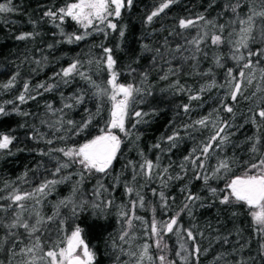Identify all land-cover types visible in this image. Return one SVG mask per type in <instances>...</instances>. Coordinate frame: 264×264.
Wrapping results in <instances>:
<instances>
[{"label":"trees","instance_id":"obj_1","mask_svg":"<svg viewBox=\"0 0 264 264\" xmlns=\"http://www.w3.org/2000/svg\"><path fill=\"white\" fill-rule=\"evenodd\" d=\"M70 2L11 0L14 11L0 13V108L4 109L0 135L13 138L7 149H0V264H24L27 259L21 249L31 246L32 239L21 227H7L20 211L8 197L25 193L34 195L22 201L23 218L32 224L36 213L43 217L36 235L45 246L79 226L95 253V264H137L144 244L150 245L153 259L143 264H160V255L166 257L165 264H264V232L258 230L249 209L219 202L228 180L264 158V121L254 117L264 108V57H251L252 69L242 67L249 50L264 49V18L254 17L248 49L240 50L245 60L231 58L239 21L251 15V9L258 11L260 0H175L151 22L147 17L163 0H133L118 18H111L115 30L105 25L99 26L104 32L89 28V35L72 43L68 37L82 35L84 29L71 18L61 22L45 15ZM4 3L8 0H0ZM200 16L205 19L195 26H179L181 19ZM23 34L31 36L17 39ZM213 35H221L224 43L212 45ZM193 40H201L198 47ZM103 48L112 49L117 82L140 89L129 101L125 120L129 135L117 131L122 144L107 174L84 172L58 151L98 135L110 118V102L97 96L91 83L108 87L110 72ZM75 61L90 80L77 74L58 75ZM229 69L237 79L241 70L245 72L242 95L236 101L229 95L235 83ZM78 97L83 98L79 103ZM225 104L232 113L224 110ZM137 111L140 117L134 115ZM205 117L207 126L196 123ZM89 120L87 128L79 131ZM221 121L230 125L225 128L229 139L223 144L217 141L205 156L201 149ZM169 136L175 138L169 141ZM225 159L231 171L213 177V170ZM145 160L157 165L150 178L140 170ZM65 163L67 168L60 167ZM203 175L209 176L207 182L196 178ZM48 181L57 183L44 193L35 191ZM211 188L218 190L216 196ZM189 193L200 199L186 201ZM107 201L112 203L105 207ZM95 204L100 207L94 208ZM174 216L177 226L164 232L165 223ZM153 222L159 236L152 232ZM157 240L160 248L155 246ZM196 247L199 253H194Z\"/></svg>","mask_w":264,"mask_h":264},{"label":"snow or ice","instance_id":"obj_2","mask_svg":"<svg viewBox=\"0 0 264 264\" xmlns=\"http://www.w3.org/2000/svg\"><path fill=\"white\" fill-rule=\"evenodd\" d=\"M175 0H163L160 6L153 11L148 17L147 20L151 22L154 17L158 16L166 8H168ZM133 3V0H72L65 7L58 9L57 12L49 10L45 15L51 17L53 20L59 19L61 22L65 20L66 17L71 18L84 29V34L82 35H70L68 37V42L72 43L73 41H80L84 39L88 33L89 28H93L95 31L104 32V28H100V25H105L107 29L115 30L117 25L112 22V17H119L121 15V10L125 7H130ZM11 0H8V3L0 4V13H10L14 11V8L10 6ZM236 11L235 7L232 9ZM251 15H248L246 19L239 21L241 28L239 30L238 36L239 39L234 42V52L232 59L237 61L245 60V56L241 53V49H248V42L251 37L254 26V17L264 18V0H260V9L257 11L255 8L251 9ZM203 16L193 19H181L179 21V26L181 28H189L195 26L198 20H204ZM209 23H211L209 21ZM107 34V33H105ZM120 35L123 36L124 32L121 31ZM204 35H207L205 33ZM31 34H23L17 37V39L24 40L28 39ZM201 40H193V43L199 45ZM224 43V40L221 35H213L211 37V44L219 46ZM105 53L104 63L106 69L110 72V78L107 80L108 87L100 88L99 85H96L94 81L91 83L96 87V95L99 97H104L110 102V118L107 121L105 127L100 129L98 135L87 140L85 143L79 144L78 146L68 147L67 150L64 148L58 149L63 156L67 157L68 160L73 164H78L84 172L87 173H100L107 174L112 168L114 161L117 159L118 153L120 152L122 140L117 134L123 133L125 136H128V130L125 127V120L128 115L129 101L133 97L134 93H138L140 89L136 88L132 84L125 85L123 83H118V73L114 70V65L116 61L112 56L111 48H103ZM248 60L243 64V68L252 69L253 64L251 57H264V49L258 51L247 52ZM218 64L219 60L216 61ZM79 61L71 63L67 68L62 69L61 73L63 77H69L73 74H77L83 77L86 80L91 78L86 76L83 72L79 71L78 65ZM259 63V61H257ZM264 73V69H261ZM229 76H231L232 81H235L232 90L230 92V98L232 101H236L238 95H242L241 87L242 82L245 77V72L241 70L239 72V78L232 76V69L228 70ZM264 78V76H262ZM15 79V77H13ZM251 84V79L247 81ZM11 86V85H7ZM43 87V85H41ZM25 92L28 90V85L24 86ZM198 97L193 96L192 99H197ZM82 97L77 98V102L82 101ZM19 100L23 102L25 96L21 95ZM65 107H72V105H65ZM224 110L228 113L233 112V108L229 105H223ZM99 112V109L97 110ZM185 111H187V106H185ZM4 113V109L0 108V114ZM136 117H140L141 112H135ZM259 116L262 121H264V108H261L258 112L254 113V117ZM87 121L80 126L79 131L87 128ZM208 118L196 121L197 124L207 126ZM253 122L255 119L253 118ZM72 125L73 121H68ZM230 125L226 121H221L220 126L216 128V132L209 138V141L203 145L201 152L206 156V154L213 148V145L219 141L220 144H223L228 141L229 137L225 134V128ZM79 134V133H77ZM175 136H169L168 140L171 141ZM13 138L8 135H0V149H7L12 143ZM159 147V145H156ZM219 147V145H217ZM195 151V150H194ZM253 152H256L257 149L255 146L252 148ZM199 157H197L198 159ZM195 164V160H193ZM68 163L60 165V167L67 168ZM60 167L56 169L57 173L60 171ZM154 165L151 160H145L143 164L140 165L141 172L148 178L151 177ZM200 167H203V163L200 164ZM167 172V169H164ZM231 171V165L228 160H220L217 167L213 170L212 176L218 177L221 173H228ZM83 175V174H82ZM135 173L133 179H135ZM197 179H203L205 182L209 179V176H197ZM57 181H48L41 186L36 188V192L44 193L45 189L49 185L56 184ZM102 187V185H101ZM132 188H127V192L131 193ZM211 193L216 196L218 190L216 188L210 189ZM224 194L219 197V202L221 204L229 203H238L243 204L249 209V214L251 215L254 223L259 226V231L264 232V158H261L258 162L250 163L244 171L243 175H236L232 177L225 185L224 189H221ZM34 193H25V194H14L8 199L12 201V204H15L20 211L15 215L12 223L7 225L9 229L21 227L27 232L29 238L32 239L31 246H26L21 249V255L27 257L24 260V264H95V253L92 249L89 248L88 244L83 239L81 233L82 229L79 226L74 227V229L66 234L62 240L52 241L50 244L45 246V242L41 240L40 236L36 233L41 231V225L44 223L43 217L39 213H36L35 222L29 224L27 220H24L22 213L25 211V204L22 201H25L32 197ZM161 200H164L163 192L160 193ZM200 199L198 196H194L189 193L186 197V201L191 202L194 200ZM39 202V201H37ZM63 203V201H62ZM111 201L105 202V207L111 205ZM141 206H143V198H141ZM166 206V205H165ZM94 208H99V204L93 205ZM135 207V205H133ZM185 208L188 207V204L185 203ZM75 212V209L73 210ZM122 216H127L128 213L121 212ZM179 215V213H177ZM51 219V218H49ZM129 226H131V219L127 221ZM174 226H177V218L174 216L168 222L165 223L163 231L170 233L173 231ZM152 232L157 236L160 235V232L157 230L156 223L153 222ZM14 235V233H13ZM127 235L125 232L121 235L120 239L123 240ZM187 236L191 239H195L191 230H187ZM157 248L161 247L160 240L155 242ZM150 245L144 244L142 250L137 258V264H143L144 260L147 259L152 261L153 257L149 255ZM182 250L187 251L184 248V245H180ZM194 253H199V248L194 249ZM190 255L192 253H189ZM129 255L135 256L136 253H129ZM179 255V253H177ZM160 264H165L166 257L160 255L157 257ZM186 259V257H185ZM174 264V262H171Z\"/></svg>","mask_w":264,"mask_h":264},{"label":"rangeland","instance_id":"obj_3","mask_svg":"<svg viewBox=\"0 0 264 264\" xmlns=\"http://www.w3.org/2000/svg\"><path fill=\"white\" fill-rule=\"evenodd\" d=\"M115 18V17H114ZM118 18V17H117Z\"/></svg>","mask_w":264,"mask_h":264}]
</instances>
